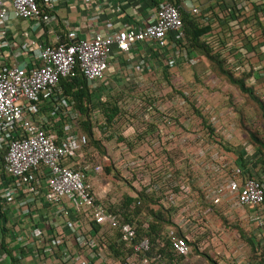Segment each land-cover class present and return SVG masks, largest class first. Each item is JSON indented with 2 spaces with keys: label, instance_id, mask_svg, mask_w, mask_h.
I'll return each mask as SVG.
<instances>
[{
  "label": "built area",
  "instance_id": "obj_1",
  "mask_svg": "<svg viewBox=\"0 0 264 264\" xmlns=\"http://www.w3.org/2000/svg\"><path fill=\"white\" fill-rule=\"evenodd\" d=\"M53 1L47 2V9L54 8ZM190 11L198 13L195 7ZM11 15L36 27L56 21L55 15L43 14L37 0H0L1 25ZM182 31L178 7L171 0H158L141 28L122 26L90 38H79L70 30L66 40L22 46V62L0 61V198L11 208L18 227L10 234L2 228L6 237H0V264H10L11 258L47 264V257L53 256L60 264H185L192 242L199 240V250L208 247L210 205L223 202L248 208L256 228L264 227V176L251 167L234 166L226 181L210 178L205 144L191 159L203 172L200 189L208 205L195 201L189 180L173 175L175 165L166 153L146 160L131 156L123 165L122 174L136 200L128 206L105 200L109 186L95 190L101 157L79 129L75 101L60 81L81 75L90 90H97L114 54L128 53L138 43L164 50L171 36L182 39ZM139 192L153 195L171 212L172 224L154 241L138 234V227L148 229L150 219L133 212L141 204Z\"/></svg>",
  "mask_w": 264,
  "mask_h": 264
},
{
  "label": "crops",
  "instance_id": "obj_2",
  "mask_svg": "<svg viewBox=\"0 0 264 264\" xmlns=\"http://www.w3.org/2000/svg\"><path fill=\"white\" fill-rule=\"evenodd\" d=\"M48 1L37 0L44 15H55V22L36 27L11 15L6 25L2 24L5 33L0 35L1 62H22L26 60V55L20 52L22 46L31 48L38 42L62 41L70 30L79 38H90L96 32L109 33L122 26L141 28L158 0H54L52 10L46 7ZM171 1L187 20L182 39L171 36L164 50L150 43H138L128 53L114 54L97 90H90L92 137L103 153L95 145L90 148L99 152L102 168L105 158L121 172L120 179L113 180L102 171L96 178L95 190L101 192L105 185L109 186L105 200L120 208L127 197L135 200L122 174L123 165L131 156L146 160L166 153L175 165L173 175L189 180L194 186L195 201L202 206L208 205L200 189L205 179L191 156L204 144L210 157L207 164L210 178L226 181L234 166L251 167L264 176L262 156L249 141L245 127L246 122L254 123L249 114L253 112L255 116L256 108L247 94L221 74L214 57L218 55L223 69L242 79L255 96L264 99V0ZM192 7L198 13L192 14ZM191 58L197 62H190ZM185 67H191L192 71L183 73ZM109 101L120 112L110 125L103 114V106ZM239 111L246 122L241 121ZM96 115L99 120L94 121ZM110 140L118 145L112 155L107 148ZM1 158L0 151V175ZM119 184L126 188L120 201L112 194ZM229 204H209L212 212L208 216L210 228L205 233L210 239L206 253L221 258L216 264H263L259 255L263 250L264 227L256 228L248 208ZM216 215L223 217L226 229L220 228ZM2 228L10 234L17 232L18 227L11 208L0 198L3 241L6 235ZM198 241L193 245L194 251ZM46 262L60 264L54 256L47 257Z\"/></svg>",
  "mask_w": 264,
  "mask_h": 264
},
{
  "label": "trees",
  "instance_id": "obj_3",
  "mask_svg": "<svg viewBox=\"0 0 264 264\" xmlns=\"http://www.w3.org/2000/svg\"><path fill=\"white\" fill-rule=\"evenodd\" d=\"M183 22V28L186 27L187 20L185 17L181 16ZM66 40V39H65ZM215 61L217 67L220 69L221 74L227 77L228 81L234 85H236L239 90L248 95V97L253 102L256 108L255 119H257V123L260 122V119L263 118L264 120V99L257 97L253 94L252 90L245 86L244 82L240 78H236L233 74L225 69H223L222 60L219 59V56L216 55ZM60 87L64 91L65 94L70 96L72 100L75 101V105L79 114V129L83 130L88 136V145H95L99 151L103 153V148L93 139V131H92V114L89 107V103L92 100V92L87 86L85 79L81 75H77L76 77L70 79H63L60 81ZM112 104V105H110ZM103 114L106 118L107 124H111L115 117L120 115L119 110H117V106L113 105V101L106 102L103 106ZM239 116L242 122H246V118L242 111H239ZM252 121V120H251ZM244 124V123H243ZM246 130L248 132V139L254 145H256L258 152L262 156L261 164L264 167V136L259 133L255 129V124L252 122L245 123ZM102 171L104 175L111 177L113 180L120 179V173L117 171L111 163L108 161L103 165ZM126 200V201H125ZM133 199L127 197L124 199V205L130 204ZM139 205H136L133 212L134 214H138L139 212L144 213L145 216H149V227L147 230H142L138 227V234L139 235H147L149 236L152 241L155 240V237L167 226L171 225V212L169 209L164 208L158 202V199L151 194H146L144 192H139ZM136 200H133V202ZM195 245V242H192ZM195 251L197 253L203 254L208 261H211V258L205 252L199 251L197 246L195 247ZM165 253L167 254L168 260H170L171 252L169 250V244L166 242V249ZM259 260L264 264V251L260 252ZM17 262L11 258L10 264H16ZM214 264V262H212Z\"/></svg>",
  "mask_w": 264,
  "mask_h": 264
},
{
  "label": "rangeland",
  "instance_id": "obj_4",
  "mask_svg": "<svg viewBox=\"0 0 264 264\" xmlns=\"http://www.w3.org/2000/svg\"><path fill=\"white\" fill-rule=\"evenodd\" d=\"M190 69H191V67H185V69H183L182 71H184L183 73L188 74V73H190L192 71ZM163 98H164L163 101H165V96L164 95H163ZM249 116H250L251 120H253V122L255 123V129L259 133H261L262 136H264V120H263V118L260 119V122L259 123H257V119H255V116L253 115V112H251L249 114ZM96 120H99V116L98 115H96V118H95L94 121H96ZM107 146H108L107 148H108L109 153L112 155L113 152L116 151L118 145H117L116 142L114 143L112 140H110V141L107 142ZM113 157H114V155H113ZM104 159L105 158H103V162H107L108 161L107 159H106L107 161L106 160L104 161ZM182 160H183V162H188V159H182ZM127 187H128V185H127ZM192 187L194 188V186H192ZM197 187L198 186H196V188ZM125 190H126L125 185L124 184H119L113 190L112 194H114L115 197L120 201L121 200V197L123 195V192H125ZM216 217L220 221L219 222L220 228L226 229L227 225H225V221H223L224 220L223 217L222 218H219L217 215H216ZM209 243H210V239H209ZM207 248L208 247H206L204 249H200V250L198 249V250L206 253V251L208 250ZM262 251H264V249ZM206 254L209 255L208 252ZM210 258H211L212 262H214V264H216V262L221 259L219 257H216L215 258V257H212V256H210ZM212 262L211 261H208L203 254H198L193 249L192 253L189 255V257H188L187 261L185 262V264H212Z\"/></svg>",
  "mask_w": 264,
  "mask_h": 264
}]
</instances>
